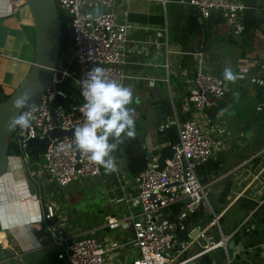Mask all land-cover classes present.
<instances>
[{"label": "crops", "instance_id": "1", "mask_svg": "<svg viewBox=\"0 0 264 264\" xmlns=\"http://www.w3.org/2000/svg\"><path fill=\"white\" fill-rule=\"evenodd\" d=\"M237 1L247 7L237 26L219 12H213L208 19L203 18L195 5L182 3L181 0L114 1V9L119 17L132 25L127 44V63L124 65L129 76L125 86L131 88L139 103L134 101L129 105L135 110L136 137L125 140L114 153L121 170L120 180L114 172L108 174L105 170L98 176L107 202L109 198L111 203L122 188L128 195H133L137 189L134 176L147 168L153 155H164L166 149L177 142L181 123L199 117L188 99V86L197 70L195 52H206L204 70L223 77L224 68L231 67L242 77L235 83L226 81L225 98L219 100L209 113L213 125L229 130V135L225 137L210 130L215 141L214 154L197 168L199 178L208 191V202H202L191 212L187 206L189 199L183 198L168 207L164 216L176 223L177 246L189 245L181 253L182 258L203 250V246L193 237L196 232L201 236L200 230L209 241L213 239V244L233 235L236 242L243 243V249L236 251L222 245L196 258L194 264H264V152L253 158L264 146H257L258 141L252 135L248 134L247 138L246 127L238 124L236 118L229 114L237 106L244 114L249 111L252 121L264 124V84L260 83L264 81V0ZM26 6L24 0H0V52L4 54L0 58L8 59L9 67L15 65L11 79H8L10 74L2 75L3 67L0 64V86L5 92L12 88V79L17 78L19 69L21 76L27 66L31 69L36 56V30L30 12L24 9ZM69 61L70 56L65 58L64 63ZM260 105L262 110H258ZM163 125L167 127L162 128ZM257 131L253 126L252 132L259 135ZM30 169L34 177L39 176L42 186L46 179L50 181L51 184L46 185L47 192L53 198L59 202L67 199L73 203L67 194H58L61 189L48 176L44 164L32 162ZM13 182L18 185V182ZM34 189L36 193L37 187ZM20 192L24 193L25 190L18 191L16 202H26ZM37 203L35 198L22 213L12 211L16 220L9 224L7 221L12 218L11 211H4L3 207L11 209L12 203L8 199L0 202V225L5 222L9 224L8 227L1 226L0 242L11 262L16 264H23L28 255L44 248L55 247L57 253L60 251L45 227L42 210ZM60 206L62 208L63 205ZM234 208L236 214L228 216ZM134 209L138 210L139 207ZM105 211L103 221L97 222H90L89 216L82 213L77 217L71 213L69 216L66 213V216L77 229L82 221L94 223L83 229L88 230L103 223L108 215L120 212V209L116 206L110 211L107 206ZM126 211L127 206L123 204L121 214ZM35 217L40 219L36 220ZM110 231L99 233L110 238ZM124 231L128 232L127 237L123 240L118 238L117 241L132 240L133 230L129 224ZM36 236L38 244L33 242ZM131 247L128 245L124 251L117 250L108 255L106 264H124ZM49 256H43L42 260L52 264ZM57 259L54 260L55 264L66 262Z\"/></svg>", "mask_w": 264, "mask_h": 264}, {"label": "built area", "instance_id": "2", "mask_svg": "<svg viewBox=\"0 0 264 264\" xmlns=\"http://www.w3.org/2000/svg\"><path fill=\"white\" fill-rule=\"evenodd\" d=\"M114 1H56L58 7L69 12L74 45L71 55H67V52L61 55L66 58L70 56V61L66 64L59 62L51 83L38 96V100L31 101L22 109L21 112H31V127L25 131L19 128L13 130L11 142L16 144L22 153L21 156L29 164L33 162L32 156L27 153L29 147H32L29 144L31 139H45L50 137L55 129L70 131L85 122L78 106L85 103L81 94L83 80L93 67L103 68L107 78L126 85L129 76L124 65L127 63V44L132 25L119 17L114 9ZM181 2L195 5L206 19L210 18L213 12H219L235 26L240 23L247 9L245 4L237 0ZM194 55L197 57V70L188 86V99L199 117H192L180 124L178 140L171 146L173 157L166 159L162 170H158L161 155H153L147 168L134 176L136 192L128 195L122 188L120 194L111 200L120 212L108 215L103 223L88 230L77 229L73 222L68 221L66 212H63L60 204L49 192L47 199L42 198V220L52 241L60 248L59 260H66L69 264H106L108 255L130 245L138 250V257L132 264H194L196 258L213 249L222 245L227 248L226 242L233 235L216 244L212 241L209 243L212 245H205L197 254L182 258L181 253L186 251L189 245L177 246L176 223L164 216L168 207L183 198L189 199L187 206L191 212L202 202H208V191L199 178L197 168L209 161L214 154L215 141L210 130L228 136L225 128L213 125L209 114L218 105L219 100L226 96L227 82L222 76L204 70L205 51L195 52ZM0 56L4 54L0 52ZM71 81L76 84V91L68 87ZM61 83H64L63 86L58 88ZM57 97L65 99L66 106H54ZM136 98L138 97L133 96V103ZM258 110H262L261 105ZM164 127L167 125L162 126ZM74 139V133L52 139L47 153L44 154V168L59 187L80 178L98 177L104 170L103 167L90 164L86 157H81L75 149ZM263 152L264 149L253 158ZM114 173L120 180L119 163L118 171ZM262 203L264 205V196ZM123 204L127 206V211L121 214ZM136 206L139 207L138 210L134 209ZM55 219L57 221L52 224ZM127 224L133 230V238L129 242L117 241L99 233L104 230L124 231Z\"/></svg>", "mask_w": 264, "mask_h": 264}, {"label": "rangeland", "instance_id": "3", "mask_svg": "<svg viewBox=\"0 0 264 264\" xmlns=\"http://www.w3.org/2000/svg\"><path fill=\"white\" fill-rule=\"evenodd\" d=\"M57 1V0H56ZM57 6H58V2H57ZM25 10H28L30 12V9L26 6L24 7ZM59 12H60V19L62 24H64L65 28H66V34L68 36V45L67 47V55H71L72 53V42H71V22H70V18L68 15H65L63 13V10L58 7ZM31 14V12H30ZM24 57V56H22ZM65 57H60V64H64V60ZM4 60V61H2ZM23 60V59H22ZM0 64L2 65L3 69L1 70V74L4 75L6 73L10 74V78L9 76L7 77L8 79H11V75H12V70H15V65H10L8 64V59H1L0 58ZM27 65V64H26ZM69 65V64H68ZM72 65V62L70 63V66ZM23 65H21L22 67ZM8 67L10 68V70H8ZM30 71V67L27 66L26 72L24 73L23 76H21V72L20 69L18 71L17 74V78L12 79V81H14V83L10 86L12 88H8L6 89V92L4 91L3 95H11L16 88L19 87V85L22 83V81L26 78L27 74ZM22 77V78H21ZM8 84V82H6ZM12 83V82H11ZM71 84L68 85V87H72V89H75L76 91V84H74L72 81L70 82ZM5 90V89H3ZM2 93H0V99L2 98ZM240 102H242L243 104V100H241ZM232 112H229V114L231 116H234L238 122V124L243 125V127H246V137L248 138V134L249 136L252 135L254 138L257 139L258 141V145L259 147H261L262 145L264 146V124L262 122H255L252 121V118L249 115V111L248 114H244L243 110H241L240 108H237V106L232 110ZM255 126L258 131L257 133L259 135H255L252 132V127ZM226 134L229 135V130H226ZM160 152V151H159ZM162 153V152H161ZM163 155V154H162ZM45 161V156L44 155H40V164H44ZM31 163L29 164V162H26L23 158V156H9V163H8V167L6 172L0 177V202H2L4 199H8L12 204V208L9 209V207L4 206L3 208L5 209L4 211H11L10 214L12 215V218L9 219L7 221V223L11 224L14 223V220H16L15 216L13 215V213L15 212H19L22 213V210L25 209V207L27 208L30 204L31 200H34L35 198H37L38 200V206L39 208H41L42 210V198L47 199L48 198V192L47 189L51 183L50 181H48V179H46L44 182V185H41L39 176L36 178L32 175L31 173ZM10 177L12 178V180L10 179ZM11 181H16L18 182V185H16L13 182V185L11 184ZM30 184H33L34 187H37V192L35 194H33L31 192L30 189ZM49 184V185H48ZM99 180V177H95V178H80L78 180L72 181L70 184L64 186V187H59L61 190L59 191L60 193L58 194H67L68 196L71 197V201H73V203L71 204V202L69 200H64L59 202L58 200H56L54 198V200L60 204H62V210L63 212H66L69 215H73V217H77L78 214H83V215H88L89 216V221L90 222H97V221H103L104 219V215L106 213L105 211V207L109 206L110 209L115 208L117 205L110 203L109 202V198H108V202H107V195L104 191V187ZM47 185V186H46ZM42 186V187H40ZM24 189L25 192L24 193H19L21 196L26 198V202H22V203H17L16 202V198L18 196V191ZM52 193V192H50ZM60 204V205H61ZM112 207H111V206ZM10 206V205H9ZM118 207V206H117ZM13 211V213H12ZM71 213V214H70ZM236 214V208H234L233 210H231V212L229 213L228 216H232ZM77 215V216H76ZM79 218V217H78ZM88 221V222H89ZM6 224V222H5ZM2 224L1 226L5 227ZM8 224V225H9ZM92 224H87L85 222L82 221V224H77L78 228H84L86 229L87 227L93 225ZM26 228H29L28 226H26ZM16 233V232H15ZM109 236L112 239H125L127 237L128 232L122 231V230H111L109 233ZM40 234H37V236ZM36 236V239L33 240V242L35 241V244L39 243V239ZM30 239L32 240V237L30 236ZM45 250H40V251H36L34 252V254H30L28 255V257H26V260L23 262V264H47L49 263L48 261H43L42 258L45 255H50L49 258L52 260L51 263H54V260L57 259V248L55 247H50V248H44ZM55 249V251H54ZM125 249H123L122 251H124ZM131 253L129 256H127V259L124 261V264H132L133 261L138 257V250L135 247H131L130 249ZM243 258H245V256H243ZM253 257H251V261H253ZM58 260V259H57ZM59 261V260H58ZM242 262V260H241ZM12 264H16L14 261L11 262ZM69 262H64V264H68ZM228 264V263H227Z\"/></svg>", "mask_w": 264, "mask_h": 264}, {"label": "clouds", "instance_id": "4", "mask_svg": "<svg viewBox=\"0 0 264 264\" xmlns=\"http://www.w3.org/2000/svg\"><path fill=\"white\" fill-rule=\"evenodd\" d=\"M223 78L235 83L242 77L231 67H225ZM260 83L264 84V81ZM81 94L85 103L78 106V110L83 113L85 122L75 128V149L90 164L103 167L106 173L116 172L118 163L114 153L125 140L136 137L135 110L129 107L133 104V92L130 87L107 78L105 70L95 66L83 80ZM28 100L26 93L17 96L12 102L13 109H24ZM136 103H139V98H136ZM31 120L30 111L19 112L9 118L8 127L25 131L31 127Z\"/></svg>", "mask_w": 264, "mask_h": 264}, {"label": "water", "instance_id": "5", "mask_svg": "<svg viewBox=\"0 0 264 264\" xmlns=\"http://www.w3.org/2000/svg\"><path fill=\"white\" fill-rule=\"evenodd\" d=\"M24 5L30 9L33 23L36 30V56L32 63L31 69L26 78L22 81L16 90L9 95V97L0 103V177L6 172L9 162V147L13 130L8 127L9 118L13 115L19 114L22 109L14 110L12 106L13 100L21 95L28 94L30 103L33 99L37 98L48 85L51 83L55 68L57 67L61 57V39H62V22L60 19V12L56 0H24ZM63 13L69 16V12L64 9ZM73 29L71 27V33ZM72 45H74V37L71 36ZM64 83L58 84V88L62 87ZM62 104L66 106L65 99L57 97L54 101V106ZM75 129L65 131L55 129L50 137L45 139H31L30 146L35 147L40 155L47 153V149L52 139L64 135L74 133ZM173 148L166 149L165 154L161 156L158 170L165 167L167 158L173 157ZM32 193L35 189L30 184ZM57 221L55 219L52 224ZM193 235L201 246H205L213 241L208 240L203 236L201 230ZM226 239V238H225ZM227 243L228 249L236 251L243 249V243L236 242V239L230 237ZM241 247V248H240ZM0 264H12L11 258L8 256L7 251L0 242Z\"/></svg>", "mask_w": 264, "mask_h": 264}, {"label": "trees", "instance_id": "6", "mask_svg": "<svg viewBox=\"0 0 264 264\" xmlns=\"http://www.w3.org/2000/svg\"><path fill=\"white\" fill-rule=\"evenodd\" d=\"M62 39H61V55L67 52V45L68 43V36L66 34V28L64 26V24H62ZM0 93H4L3 88L0 86ZM9 97V95H3L2 98L0 99V103L3 102L4 100H6ZM39 97L33 99V102H36L38 100ZM225 98V97H224ZM224 98L220 99L223 100ZM31 150V151H30ZM28 155L32 156V161L33 162H39L40 161V154L38 152V150L35 147H29L28 149ZM21 151L20 149L16 146V144L12 141L10 143V147H9V152H8V156H21ZM111 211V209H110ZM110 211L108 212V214L110 213Z\"/></svg>", "mask_w": 264, "mask_h": 264}, {"label": "bare ground", "instance_id": "7", "mask_svg": "<svg viewBox=\"0 0 264 264\" xmlns=\"http://www.w3.org/2000/svg\"><path fill=\"white\" fill-rule=\"evenodd\" d=\"M2 243V242H1Z\"/></svg>", "mask_w": 264, "mask_h": 264}]
</instances>
